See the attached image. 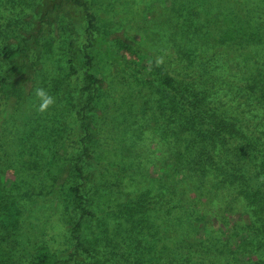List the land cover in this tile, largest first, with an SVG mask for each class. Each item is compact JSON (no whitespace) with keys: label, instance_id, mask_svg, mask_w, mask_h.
<instances>
[{"label":"rangeland","instance_id":"1","mask_svg":"<svg viewBox=\"0 0 264 264\" xmlns=\"http://www.w3.org/2000/svg\"><path fill=\"white\" fill-rule=\"evenodd\" d=\"M245 1L78 0L79 6L71 0H0V47L13 46L44 16L49 36L41 41L52 40L27 84L0 97V187L20 214L5 249L9 264L30 260L40 245L58 264H264L263 214L253 218L234 187H220L196 170L197 123L185 115L178 121L170 93L142 79L167 73L183 86L196 83L199 95L224 85L219 79L237 72L234 58L251 57L248 43L240 47L239 34L257 40L264 33V0ZM82 5L95 17L90 35ZM252 10L256 13L249 17ZM101 30L111 49L123 42L162 63L148 76V69L134 64L135 57L127 54L123 61L93 47L101 83L94 88L96 110L88 113L89 137L82 140L75 115L81 106L78 91L85 85L81 52ZM207 39L221 43L227 64L216 76L207 63L213 52ZM70 56L74 73L63 79ZM244 63L251 73L250 62ZM37 88L55 98L44 113L37 111ZM252 116L235 114L228 120L236 119L235 129L247 134L243 128ZM179 122L187 128L183 134ZM83 146L81 194L94 215L83 233L96 238L88 255L73 254L68 229L75 214L62 191L64 180H73L65 169ZM224 150L215 148L220 161L233 156Z\"/></svg>","mask_w":264,"mask_h":264},{"label":"trees","instance_id":"2","mask_svg":"<svg viewBox=\"0 0 264 264\" xmlns=\"http://www.w3.org/2000/svg\"><path fill=\"white\" fill-rule=\"evenodd\" d=\"M71 1L79 5L78 0ZM82 7L87 19L86 34L90 35V30H96V26L92 23L95 17L87 12L86 7L84 8L83 5ZM252 11L249 17L256 13V11ZM48 26L49 21L44 16V19L43 17L39 19L37 29L27 31L25 36L20 37L12 44L13 46L6 44L0 47V97H7L19 92L23 85L27 84L30 75L34 76L35 67L39 65L41 55L49 52L52 43L51 38H48L47 41H41L43 37L49 36L47 34ZM106 36L105 30H101L98 37H90L84 47L85 49L81 52L82 64L85 67L83 74L85 85L78 91L77 103L81 106L75 109V115L79 130L83 135L82 140L89 137L90 117L88 113L96 110L97 95L94 88L101 83L98 62L95 56L91 54L93 47L100 46L101 50L107 52L109 57L113 58L116 55L125 59L123 61L128 59L126 58L127 54L132 59L135 57L136 62L134 64H138L142 69H148L147 71L150 73L148 76L154 74L153 71L155 72L157 67L156 62L148 60L145 56L142 57L136 49L125 45L123 42L118 43L117 49H111L106 42ZM260 36L261 33L257 40H254L250 39L248 34L241 32L239 34L240 47L248 43L251 47V57L237 56L234 58L235 61H238L235 62L237 72L232 75L223 73L224 78L221 77L219 80H222L224 85L215 84L213 87L211 86L210 91H204L200 93L201 95L196 90L197 84L191 80H189L190 86H183L176 82L174 76L167 73H160L156 78L142 77L156 88L170 93L176 102L175 113L178 121L185 118V115L188 116V120L197 123L199 132L196 136V142L206 145L201 147L200 144L194 162L198 167L196 170L203 176L205 174L210 175L220 187H234L236 195L247 205L253 218L261 214L264 218V137H261L264 131L262 130L264 124L261 122L264 120V33L262 38ZM211 42L214 41L208 39L205 41L207 46L210 45L208 49L213 50L211 57L208 56L207 63L212 68L211 75L216 76L222 73L224 70L222 68L226 67L227 64L226 61L222 62L221 60V43L216 44L214 42L212 44ZM226 45L228 49L233 48V44L228 41H226ZM245 61L250 62L251 73L244 71ZM67 62L68 72L63 75V79H68L74 73V68L71 66L73 63L71 56ZM196 71L201 73V66H198ZM196 73L195 70L188 72L187 77ZM201 74L205 79H209L205 72ZM203 77L202 79H204ZM219 80L217 79L215 82ZM190 82L188 83L190 84ZM251 112L254 115L252 116L253 122L248 127L243 128L247 134L235 129L236 119L234 121L228 120L235 114L244 116ZM179 124L180 128L182 126L179 133L183 134L187 128L180 122ZM189 124L191 123L189 122ZM193 128L194 125H190L188 129ZM206 147H209L210 150L206 151L204 149ZM216 147L221 149L226 147L233 156L220 161L221 157L215 152ZM86 151V147L83 146L81 152L74 157L71 164H68L65 172L73 180H64L65 184L62 186V191L67 206L75 214V217L70 218L68 229V238L73 254L88 255L95 248L96 238H87L83 233L86 222L94 216L88 209L87 200L81 194L85 180L81 162L83 157H87ZM52 161H54L53 158ZM186 171L189 169L184 170V172ZM63 175L65 174L63 173ZM19 215L14 202L4 195L0 187V264L10 263V254L5 249L9 247L8 239L19 225ZM21 264H58V262L45 245H40L30 260Z\"/></svg>","mask_w":264,"mask_h":264},{"label":"clouds","instance_id":"3","mask_svg":"<svg viewBox=\"0 0 264 264\" xmlns=\"http://www.w3.org/2000/svg\"><path fill=\"white\" fill-rule=\"evenodd\" d=\"M162 63V59L157 60V64ZM35 96L38 101L37 111L40 113L46 112L55 104V98L48 93L44 88H37Z\"/></svg>","mask_w":264,"mask_h":264}]
</instances>
